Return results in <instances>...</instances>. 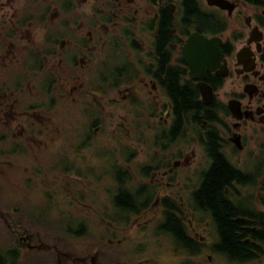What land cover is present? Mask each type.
<instances>
[{
  "label": "flooded vegetation",
  "instance_id": "obj_1",
  "mask_svg": "<svg viewBox=\"0 0 264 264\" xmlns=\"http://www.w3.org/2000/svg\"><path fill=\"white\" fill-rule=\"evenodd\" d=\"M15 1L0 0L8 19L0 16L11 26L4 35L10 47L18 29L27 31L26 62L13 89L0 87V113L8 112L9 123L22 131L15 135L12 125L1 134L0 121V157L19 155L32 171L25 131L32 105L26 99L24 109L15 108V95L33 70L42 73L45 63L53 64L40 91L48 95L45 85L59 82L72 96L74 113L84 105L89 114L74 125L83 127V135L70 157L61 129L53 148L62 153L57 168L44 170L53 151L44 152L43 170L34 169L42 182L57 176L65 187V177L72 175L90 178L86 186H94L103 177L108 200L93 193L89 201L95 207L108 203L118 220L127 223L135 214L145 228L166 229L188 255L203 247L210 260L218 253L242 261L264 257V0H24L19 11L12 7ZM115 117L125 150L115 149L107 129ZM102 149L104 156H90ZM26 182L24 193L32 178ZM212 189L218 190L215 196ZM82 199L76 190L68 204ZM212 204L228 208L238 223L235 248L224 245ZM63 209L58 217L76 216ZM27 220L0 200L8 250L25 249L53 264L69 258L78 264H126L103 258L108 247L122 245L121 238L114 242L112 230L103 249L82 257L66 251L58 235L24 227Z\"/></svg>",
  "mask_w": 264,
  "mask_h": 264
},
{
  "label": "rangeland",
  "instance_id": "obj_2",
  "mask_svg": "<svg viewBox=\"0 0 264 264\" xmlns=\"http://www.w3.org/2000/svg\"><path fill=\"white\" fill-rule=\"evenodd\" d=\"M23 4L24 0H16L12 7L19 11ZM1 14H4L8 19L7 8L0 6ZM16 17L18 19L20 16L17 15ZM9 27H11L10 24L3 21L1 17L0 39L5 40L6 43L0 45V87L5 89H13L16 79L21 81V73L24 71V63L26 62L25 49L28 39L27 31L18 29L13 38L16 39L15 43L10 47L7 38L4 37ZM34 66L37 67L38 65L34 64ZM53 67V64L45 63L42 73H36L33 70V78L22 81L20 91L18 90L15 95L17 99L15 108L18 109V104H20L21 108L24 109L26 99L30 102L29 106L32 105V108H29L31 116H28L29 122H27L28 125L25 130L26 135L31 138V143L27 145L31 148L32 171L28 168L31 163L23 164L24 158L19 155L9 154L0 157V200L5 204L8 203L11 208L16 207L18 211L26 214L29 222H24L22 225L40 235L45 234L54 238L58 235L64 243L66 241L74 243L76 239L83 238L88 243L90 251L96 245L103 247L104 241H107L106 233L112 230L111 235H113L114 242L116 243L121 238L123 240L122 245L108 247L106 249L108 255L104 254L103 258L106 260V257H109L114 262L117 260L120 263L126 262V264H264V257L242 261L220 253L214 254L210 260L208 255L211 253L203 247L194 254L188 255L177 248L170 236L164 234L166 229L157 230L150 225L145 228L142 226L143 224H140L141 222L135 220V214L127 223L124 220H118L115 208L108 203H106L108 208L100 204L95 207L89 201V196L93 193L104 201L108 200L104 191L105 181L103 177L99 180L100 183L94 186H86L88 183H92L90 178L72 175L65 177V187L61 185V179L57 176H51L48 182H42L45 180L44 177L34 169L42 166L45 158L44 152L52 153L53 148L60 140L62 129L63 136H65V152L70 157L72 144H77V137L83 135V127L75 129L74 125L81 124V121H85L86 115L89 114L88 109L85 110L87 106L84 107V105L78 106L79 108L74 113L75 107L72 96L68 95V92H62L59 82L57 85H45L50 89L47 92L50 97V107L45 106L44 102H48V95L40 91V83L43 76L46 75L44 73ZM10 120L11 117L8 112L0 113L1 131H3L1 134L6 132L8 127L12 128V125L15 128L14 124L9 123ZM117 120L119 118L115 117L114 122L107 129L112 133L115 149L125 150L126 140L123 139L125 133L117 127ZM17 121L23 120L17 119ZM21 131L20 127L15 128L14 134L21 135ZM136 147L138 148V146ZM60 153L57 150L53 151L44 170L50 171L49 168L58 167L59 155L62 156ZM90 156L97 159L99 156H104V151L102 149L99 152H92ZM101 161L99 172L104 171V159L102 158ZM118 162L117 159L115 163ZM121 164H123V160ZM42 168L40 171L43 170ZM111 173L114 176V171ZM27 178H32V183L28 182V192L24 193L27 187ZM73 182L77 183L78 186L73 187ZM76 190L80 192L83 199L81 202L75 201L68 204L69 199L72 198V193ZM22 193L24 195H19ZM62 207H64L65 213L68 212L76 216L71 218L69 214H65L63 217H58ZM3 209L7 210L6 208ZM7 231L5 225L0 221V247L2 246V249H6L7 246ZM176 243L178 244V242ZM21 251V257L28 256L27 250L22 249Z\"/></svg>",
  "mask_w": 264,
  "mask_h": 264
},
{
  "label": "trees",
  "instance_id": "obj_3",
  "mask_svg": "<svg viewBox=\"0 0 264 264\" xmlns=\"http://www.w3.org/2000/svg\"><path fill=\"white\" fill-rule=\"evenodd\" d=\"M218 193V190L212 189V196H215ZM201 202L203 201V191H200L199 193ZM215 200V198H214ZM222 204L221 202H219ZM223 206V205H222ZM217 207L215 208L212 204V207L215 208L217 218H218V225L220 227V231L223 236V242L224 245L227 248L233 247L235 248L236 245H239V237L236 235L238 231V223L231 220L230 217L232 216V213L228 208L224 207ZM25 227V226H24ZM88 243H86V240H83V238L76 239L74 243L70 241H66L64 243L63 241V246L66 251L71 252L73 255H80L83 257H87L89 254H91L94 249L90 251V248H88ZM8 246H6V249H2L0 252V264H53L50 259L44 258L41 255H32L21 257L22 255L20 254L21 249L18 251L12 252L8 250ZM81 252V253H80ZM232 257L237 258L235 255H230ZM66 264H73L70 259L66 262Z\"/></svg>",
  "mask_w": 264,
  "mask_h": 264
},
{
  "label": "bare ground",
  "instance_id": "obj_4",
  "mask_svg": "<svg viewBox=\"0 0 264 264\" xmlns=\"http://www.w3.org/2000/svg\"><path fill=\"white\" fill-rule=\"evenodd\" d=\"M123 196H124V193H123V192H120V196H119L120 199H123V198H124ZM121 210L123 211L122 213H125V212H126V211H124L125 209H121ZM100 249H103L102 246H100V245L97 246V245H96L94 251H95V250H100ZM1 251H2V246L0 247V252H1ZM103 252H104V251H103ZM79 256H80V255H79ZM82 257H83V256H82ZM69 259H70V258H69ZM71 262H72V263H77V261H72V260H71ZM65 264H66V263H65ZM77 264H78V263H77Z\"/></svg>",
  "mask_w": 264,
  "mask_h": 264
}]
</instances>
